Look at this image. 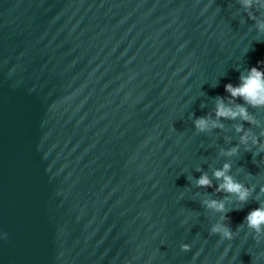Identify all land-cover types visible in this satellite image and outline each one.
<instances>
[{
	"label": "water",
	"instance_id": "water-1",
	"mask_svg": "<svg viewBox=\"0 0 264 264\" xmlns=\"http://www.w3.org/2000/svg\"><path fill=\"white\" fill-rule=\"evenodd\" d=\"M261 21L255 0H0V264H264L244 219L264 152L237 130L264 142V106L224 90L264 70ZM225 163L253 189L231 197L232 239L201 203L228 195Z\"/></svg>",
	"mask_w": 264,
	"mask_h": 264
},
{
	"label": "clouds",
	"instance_id": "clouds-1",
	"mask_svg": "<svg viewBox=\"0 0 264 264\" xmlns=\"http://www.w3.org/2000/svg\"><path fill=\"white\" fill-rule=\"evenodd\" d=\"M256 3L264 6V0H255ZM242 5L246 9H250L254 3V0H241ZM258 31L264 32V21L257 24ZM258 64H264V60L257 62ZM239 84L234 86L231 82L224 85L225 92L230 94L231 98H242L247 104L253 107L264 106V70L261 68L252 66L248 70L247 74H241L239 77ZM215 114L217 117H223L227 119H235L237 116L243 118L248 123H255V119L250 118V114L247 109L242 105H236L232 107L224 103L223 98H218ZM195 127L199 131H206L209 127H218L216 121L210 120L208 117H199L194 121ZM238 131L243 132L240 138V144L247 145L249 140L251 144L257 146V150L254 155L264 152V142L254 134L250 135L249 131L244 130L242 127H238ZM240 145L237 144L233 148L228 150V155H233L239 151ZM245 151H251L250 147H246ZM231 165L225 163L223 168L216 169L213 172V176L220 183L216 186L217 192H223L228 194L223 199L209 198L203 200L201 203L207 209L214 212L220 213V222L213 224L210 231L212 233L220 234L223 238L232 239L233 231L230 229L227 223L224 221L230 220L227 216V212L230 210L228 205L232 203L231 197H235V203L237 205L245 203L252 192L253 189L246 186L242 182L236 180L232 175L229 174ZM198 187H212L213 181L208 176L207 173H202L200 177L196 180ZM264 191V188L261 189ZM246 226L253 230L256 237L264 235V202H260L258 207L250 210L245 216ZM183 249L189 247L188 244H183L181 246Z\"/></svg>",
	"mask_w": 264,
	"mask_h": 264
}]
</instances>
